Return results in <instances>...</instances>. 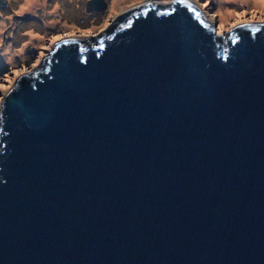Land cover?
Returning a JSON list of instances; mask_svg holds the SVG:
<instances>
[{
    "label": "water",
    "instance_id": "95a60500",
    "mask_svg": "<svg viewBox=\"0 0 264 264\" xmlns=\"http://www.w3.org/2000/svg\"><path fill=\"white\" fill-rule=\"evenodd\" d=\"M215 32L143 1L17 79L0 264H264V21Z\"/></svg>",
    "mask_w": 264,
    "mask_h": 264
},
{
    "label": "rangeland",
    "instance_id": "374dc122",
    "mask_svg": "<svg viewBox=\"0 0 264 264\" xmlns=\"http://www.w3.org/2000/svg\"><path fill=\"white\" fill-rule=\"evenodd\" d=\"M0 8V111L4 97L26 71H33L68 36L94 37L143 1L105 0L104 11L87 12L90 0H7ZM169 2L171 0H162ZM211 19L216 32L264 21L261 0H191ZM9 51V52H8ZM9 54L8 56H4Z\"/></svg>",
    "mask_w": 264,
    "mask_h": 264
},
{
    "label": "bare ground",
    "instance_id": "6f19581e",
    "mask_svg": "<svg viewBox=\"0 0 264 264\" xmlns=\"http://www.w3.org/2000/svg\"><path fill=\"white\" fill-rule=\"evenodd\" d=\"M31 2H34V0H31ZM260 4H264V0L260 1ZM9 52V51H8ZM9 54H5L4 56H8Z\"/></svg>",
    "mask_w": 264,
    "mask_h": 264
},
{
    "label": "snow or ice",
    "instance_id": "6c2138e0",
    "mask_svg": "<svg viewBox=\"0 0 264 264\" xmlns=\"http://www.w3.org/2000/svg\"><path fill=\"white\" fill-rule=\"evenodd\" d=\"M254 31H259V29H254Z\"/></svg>",
    "mask_w": 264,
    "mask_h": 264
},
{
    "label": "flooded vegetation",
    "instance_id": "af4514ba",
    "mask_svg": "<svg viewBox=\"0 0 264 264\" xmlns=\"http://www.w3.org/2000/svg\"><path fill=\"white\" fill-rule=\"evenodd\" d=\"M93 14H98V13H95V12H94Z\"/></svg>",
    "mask_w": 264,
    "mask_h": 264
}]
</instances>
